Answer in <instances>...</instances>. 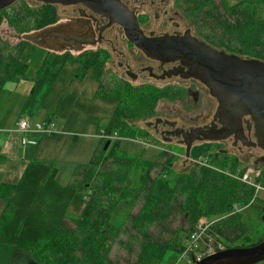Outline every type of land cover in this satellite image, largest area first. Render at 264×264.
<instances>
[{"label": "trees", "instance_id": "obj_1", "mask_svg": "<svg viewBox=\"0 0 264 264\" xmlns=\"http://www.w3.org/2000/svg\"><path fill=\"white\" fill-rule=\"evenodd\" d=\"M228 1L232 0H174L201 41L228 54L264 62V0H234L231 5ZM55 20L52 6L32 7L25 0L0 10V25L4 23L17 36ZM25 44L18 39L10 45L0 38V87L24 74L26 65L20 55ZM97 56L86 52L71 58L69 52H46L20 108L22 119L28 124L40 122L34 118L44 93L65 63L79 64L77 77L86 74L96 81L105 58L102 54L98 60ZM91 64L93 73L87 74L85 69ZM109 81L111 93L103 92L100 97L115 104L113 115L100 128L105 139L86 165L94 172L90 183L83 185L84 205L79 216L71 218L67 210L82 180L76 177L82 170L60 185L52 163L28 161L15 183L0 184V264H163L169 261L167 255L183 251L191 264L195 256L185 249L192 235L200 236L205 249L210 248L212 253L248 247L263 239L249 245L235 244L246 239L240 210L251 202L253 189L220 160L199 161L173 175L170 164L174 157L167 151L146 161L125 154L119 140L112 141L110 150L108 145L103 149L109 140L107 135L125 137L134 133L126 120L151 118L158 99L171 101L184 94L173 86L134 87L114 77ZM53 120L50 114L40 123ZM256 178L254 175V181L264 183L263 176ZM118 202L137 209L114 225L109 216ZM200 220L205 221L201 233L196 231Z\"/></svg>", "mask_w": 264, "mask_h": 264}, {"label": "rangeland", "instance_id": "obj_2", "mask_svg": "<svg viewBox=\"0 0 264 264\" xmlns=\"http://www.w3.org/2000/svg\"><path fill=\"white\" fill-rule=\"evenodd\" d=\"M150 1L151 0H148V3H150ZM168 1L169 4L166 6L168 16H170L171 19L173 17L176 19L179 28H172V26L163 21L162 18L155 21L152 17V13L156 8L155 6L149 7L147 5L145 11L148 14V17L146 19L144 18L142 22L146 25L145 29L147 33L155 32V35H172L173 33L182 34L185 30H189L193 36L197 37L191 20L184 17L176 6L174 0ZM234 2V0L228 1V4L231 5ZM56 10L59 14L58 20L60 23L65 24L67 21V14L61 13L59 7H56ZM65 10H69V8ZM114 33L118 34L117 31H114L113 34ZM22 36L23 35H15L12 31L6 28L4 23L0 25V38L3 41L8 42V44H15V42H17ZM25 42V47L20 55V60L26 65L25 72L22 76L14 79V81H6L7 83L5 84V88H10L16 94H19L20 92L28 93L29 87L33 84L37 70L46 53L45 49L34 43V40L30 41L26 39ZM119 43L114 42V47L119 49L123 55H125V58L129 59L132 65L145 61V57H143V55L135 48L127 43L125 44L123 41L121 44ZM218 50L224 51L222 49ZM106 51H109V48H107ZM61 54L62 53H58L57 55ZM69 54L71 58H75L78 56V51L70 50ZM84 57L85 56L81 57L82 59L80 58L81 61L79 63L83 62ZM108 57H103V59L101 56H97V59L100 60L102 58L103 62L101 63V71L97 76L96 81L90 80L89 76L86 74H83L81 78L77 77L79 73L76 72V69L79 67V64L65 63L59 70L56 79L48 86V90L44 93L42 103L39 107L40 110L35 117L36 119H39L38 121L43 122L45 118L52 114L56 128L59 127V130H55L57 131V137L51 136L50 138L60 140V143H57L55 146L52 145L48 150L52 153L51 160L53 162H50L53 163L52 165L56 168L57 174L55 179L57 182L60 185H64L72 178V174L76 173L77 170H82V177L80 175L76 176L78 177V180H82L80 181L67 210V215L71 218H77L84 205L83 193L85 187L83 185L90 183L92 172H94V168H90V166L86 165H88L91 155H96L102 140L105 139L104 137L99 138L101 135L100 132L103 131L100 130V128L104 127L109 117H112L111 115H113L115 104L108 99L100 97L103 92L111 93V90H109L111 86H107L110 84L109 80H112L113 77L117 78L115 77L117 75L120 76L115 69L112 71V63H115L114 58L112 56ZM240 57L247 58L244 55H241ZM91 66L92 64L88 66V69H85L83 66L87 74L93 73ZM143 76L138 77L133 81L130 80L129 77H124V79L130 82L128 84H132L131 86L135 87L144 85L142 83L143 80H141L145 78ZM117 79L122 81L120 78ZM145 81L148 85L154 88L161 86H178L187 89L189 87L188 84L192 80L171 78L170 80L145 79ZM200 87L202 90L201 95L209 102L208 106L204 102H202L201 105L197 102L193 104L190 100L191 97L185 94H183L182 97H178V100L174 99L170 101L166 98L158 99L154 105L153 117L133 122L126 120L127 124L134 128V133L131 136H120L122 139L119 140L120 150L124 151L128 156L135 157L137 160L146 161H153L159 152L167 151L166 153L169 152L174 157V160L170 164V168H172L171 174L173 175L184 172L199 161L203 163H212L213 161L220 160L222 165L230 169V172L240 174L239 179H242L243 175H247L251 177V179L254 175L257 178L260 176L264 177V160H258L259 158H264V152L258 148L252 150L251 154L246 155L250 157L249 160H244L245 155H242L243 153L238 154L233 148H231L229 140L219 141L220 143H194V147L191 152H188L186 157L183 145H176L174 141H172L173 144L165 143L159 135L153 136V132H149L150 128L147 127L149 123H151L150 121L155 120L156 118L160 120L159 126L162 127L163 125L164 128L168 127L164 124L165 120H169L170 124H173L176 127L183 126L185 128L209 123L214 114L216 103L215 100L208 95L207 90L202 86ZM43 88H45V86H43ZM106 88L109 91H106ZM189 88L190 91L194 89L193 87ZM95 93L98 95H95ZM6 94L7 93H4V96ZM26 135H24L25 138ZM46 135V138L43 139L48 141L47 138L50 134ZM95 135L96 137H93ZM40 137L43 136L40 135ZM252 140L254 141V138ZM112 141L115 140H111L110 138V145H108V148L111 146V143H113ZM218 148L226 150L228 153L236 154V161L232 159V157L221 156L220 154L222 153L217 151ZM110 149L111 147L109 150ZM242 152L244 151L242 150ZM56 157L58 158L55 159ZM236 168H238V171H234ZM255 183L258 184L259 189L257 190L251 186L253 189L251 202L240 210V218L244 223L246 239L243 241L239 240L235 244H253L264 236V183L260 184L258 181H255ZM136 209L137 207L131 209L125 203L118 202L110 213V221L114 225H118L123 222L129 212L134 213ZM206 222L208 221L206 220ZM194 240L193 243L196 244V247H193L194 249L192 253L195 256L193 257V260H197L206 254L207 249H205V245L200 236ZM114 250L115 249H113L112 252ZM166 257L169 261L166 263L164 262L163 264H190L188 262L189 256H186L184 251L176 255H167Z\"/></svg>", "mask_w": 264, "mask_h": 264}, {"label": "water", "instance_id": "obj_3", "mask_svg": "<svg viewBox=\"0 0 264 264\" xmlns=\"http://www.w3.org/2000/svg\"><path fill=\"white\" fill-rule=\"evenodd\" d=\"M18 0H0V10ZM45 5L62 6L81 3L92 13L104 17L108 24L118 25L125 39L146 58L160 64H177L155 79L178 77L200 83L215 100L213 120L217 126L210 129L194 128L176 132L183 139L187 157L194 141H234L264 152V62L243 58L214 49L193 36L189 30L182 34L145 35L137 26L135 17L118 0H34ZM29 34L21 39L33 41ZM37 46L44 48L39 43ZM252 128L253 142L243 135L241 124ZM108 145L105 143L103 149ZM264 262V238L248 247H232L204 255L191 264H258Z\"/></svg>", "mask_w": 264, "mask_h": 264}, {"label": "flooded vegetation", "instance_id": "obj_4", "mask_svg": "<svg viewBox=\"0 0 264 264\" xmlns=\"http://www.w3.org/2000/svg\"><path fill=\"white\" fill-rule=\"evenodd\" d=\"M25 1H27L32 7L45 5L43 3L34 0H25ZM118 1L135 17L137 26L145 35H149V34L153 36L155 35V32L147 33L145 29L146 25L142 23L144 18L146 19L148 17V14L145 11L147 5L149 7L155 6L156 10L153 11L152 13V17L155 19V21H158L160 18H162L163 21L171 25L172 28H179L176 19H174V17L171 19V17L168 16V11L166 10V6L167 4H169L168 0H156V2L155 0H151L150 3H148V0H118ZM49 6H52L56 12L55 22L46 25L37 31L27 33L30 35V37L32 35L35 36L32 37V40L44 46L46 52L54 53V54L56 53L63 54L65 52H69L70 50H74V51L76 50L78 51V56L85 54L86 52H90V53L98 54V56H101L103 54L105 57H108L109 54V57L112 56L115 61V63L114 62L112 63V71H114L115 69V71H117L120 74V76L117 75L115 77L122 79V81L126 83H130V82L126 81L124 77H129V79L133 81L138 77H142L144 75L143 77L145 78L141 79L143 80L142 83L148 84L145 81V79L156 80L155 78L163 75L164 72L171 70L173 67L177 66V64L175 63L160 64L156 61L150 60L146 58L136 48L135 49L139 51L143 55V57H145V61L138 62L137 64L132 65L129 59L125 58V55H123V53L119 49L114 47V42H118V43L120 42L119 44H121L122 41L125 44L127 43L130 46H132L125 39L123 32L118 25L116 24L109 25L107 19L92 13L88 8H86L81 3H76L67 6H62L60 4H54ZM56 7H59L61 9V13L67 14V18H66L67 21L65 20L66 21L65 24L60 23V21L58 20L59 14L57 13ZM67 8H69V10H65ZM114 31L115 32L117 31L118 34L117 33L113 34ZM173 34H177V33H173ZM156 36H159V34ZM107 48H109V51H106ZM117 78L114 79L118 80ZM171 78L179 79L178 77H169L164 79L170 80ZM188 86L193 87L194 89L190 91L189 87L187 89L184 88L185 90L183 89V87L177 86L176 88H180L181 90H183L185 95H189L191 97L190 100L193 104L197 102L201 105L202 102H204L208 106L209 102L206 100V98H203V96L201 95L202 90L200 86L202 85L192 80L188 84ZM176 100L178 99L176 98ZM150 122L151 123H149L147 128H150L149 132H153V136L159 135L164 140L165 143L173 144L172 141H174L176 145L177 144L183 145L184 150H185V146L183 144V139L180 136L176 137L175 135L176 132L179 131L189 132L194 128L207 130L212 128L213 126L218 125L217 122L213 120V116L211 118V121L207 124L203 123L196 126H189L187 128L183 126L176 127L175 125L170 124L169 120L164 121L165 122L164 124L168 126L167 128H164L163 125L161 127L159 126L160 120H158V118ZM241 126L243 129V135L246 138V140L248 142H252L253 141L252 128L248 131L244 123H242ZM111 136H113L111 140H115V141L122 140L120 137H118L115 134ZM108 139L109 140L107 141L109 145L110 138ZM225 140H229L231 148H233L238 154L243 153L242 155H245L244 156L245 159L243 158L244 160H249L250 157L246 155L251 154L252 150L256 149L252 147L243 146L240 144V141L238 140L234 141L232 137H228ZM209 142L210 141H200V142L194 141L190 145L189 152H191L192 148L194 147L195 145L194 143H209ZM216 142L220 143L219 141L210 142V143H216ZM242 150L247 154L242 152ZM217 151L219 153H222L220 154L221 156H229L232 158L237 157L236 154L228 153V151L226 152V150L220 148H218ZM258 160L261 161L264 160V158H259Z\"/></svg>", "mask_w": 264, "mask_h": 264}, {"label": "crops", "instance_id": "obj_5", "mask_svg": "<svg viewBox=\"0 0 264 264\" xmlns=\"http://www.w3.org/2000/svg\"><path fill=\"white\" fill-rule=\"evenodd\" d=\"M6 83L7 82L0 87V184H13V182H16L20 177L21 172L28 161H52V153L48 150L52 145L55 146L57 143H60V140L50 138L51 136L57 137V131L55 130H59V127L56 128L54 124L55 122L52 127L53 133L47 138L48 141L43 139L46 138V134H39L32 131L25 133V135L29 134L28 136L26 135L25 138L24 135L21 136L20 134L18 135L11 131L16 120L23 117L20 114V108L28 93L20 92L19 94H16L10 88H5ZM4 93L7 94L4 96ZM34 119L37 121L39 120L36 118ZM40 135L43 137H40ZM93 137H96V135ZM23 138L27 141L34 142V144H23ZM57 158L58 157L55 159ZM1 208L2 202L0 201V211Z\"/></svg>", "mask_w": 264, "mask_h": 264}, {"label": "built area", "instance_id": "obj_6", "mask_svg": "<svg viewBox=\"0 0 264 264\" xmlns=\"http://www.w3.org/2000/svg\"><path fill=\"white\" fill-rule=\"evenodd\" d=\"M53 123L49 122V123H40V122H34L31 124H28V122L25 119L19 118L18 120H16V122L14 123L13 127L11 128V131L16 133V134H20L21 136L25 135V133L28 132H36L39 134H52L53 133ZM102 130V129H100ZM100 136L105 138L104 132L101 131L100 132ZM113 136L107 135L106 138H112ZM24 143H29V144H34V142L31 141H27L23 138V144ZM242 182L248 184L249 186H252L255 189H259V186L257 183H255L254 179L247 175H243L242 179H240ZM204 224L205 221L204 220H200L197 224V228L196 231H198L199 233H201L204 229ZM198 237V236H197ZM195 235H192V239L188 242L189 244L187 245L185 251H192L193 252V241H195L194 239L197 238ZM213 250H211L210 248H207V252L204 255H208L211 254Z\"/></svg>", "mask_w": 264, "mask_h": 264}]
</instances>
